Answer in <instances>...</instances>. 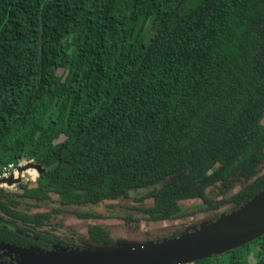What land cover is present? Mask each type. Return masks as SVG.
I'll return each instance as SVG.
<instances>
[{
	"label": "trees",
	"instance_id": "16d2710c",
	"mask_svg": "<svg viewBox=\"0 0 264 264\" xmlns=\"http://www.w3.org/2000/svg\"><path fill=\"white\" fill-rule=\"evenodd\" d=\"M19 159L44 170L0 186L18 246H82L60 232L99 201L124 213L83 245L186 232L184 199L211 210L198 225L241 206L264 189V0H0V167ZM250 251L264 233L219 254Z\"/></svg>",
	"mask_w": 264,
	"mask_h": 264
},
{
	"label": "water",
	"instance_id": "95a60500",
	"mask_svg": "<svg viewBox=\"0 0 264 264\" xmlns=\"http://www.w3.org/2000/svg\"><path fill=\"white\" fill-rule=\"evenodd\" d=\"M40 164L28 161L17 167V175L0 178V186L21 182V173ZM264 233V189L241 206L177 236L140 243L118 240L112 245L86 243L80 247L61 244L23 247L0 241V251L13 254L21 264H185L224 252Z\"/></svg>",
	"mask_w": 264,
	"mask_h": 264
},
{
	"label": "rangeland",
	"instance_id": "374dc122",
	"mask_svg": "<svg viewBox=\"0 0 264 264\" xmlns=\"http://www.w3.org/2000/svg\"><path fill=\"white\" fill-rule=\"evenodd\" d=\"M25 179L28 178L29 176H25ZM3 187H5L6 189H10V190H15L16 186H7L4 185ZM145 192V189H140V194H143ZM129 195L132 196L133 192H129ZM110 202H108L107 204H103L102 208L105 210V213H115L118 215H122L124 212L122 210V208H118L119 205L114 206H110L109 204ZM113 203H117V202H113ZM202 204V199L200 198H189V199H184L180 201V206L182 208V212H190V211H195V214L193 216V219H191L188 224H187V228L188 229H192L195 226L198 225V220L203 219L204 215L208 214L209 212H211L210 209H202L201 205ZM109 205V206H108ZM92 208H97V205H93L90 206L87 209H92ZM220 211H225L223 208L220 209ZM116 218V217H115ZM108 220H112L113 223L117 224L118 223V219H114V218H107L106 221ZM167 221H161V222H150L149 226L150 227H158V226H163L166 225ZM113 237L118 240L120 243H122L125 246H130V243L125 241L126 235L124 232L123 228H118L114 231L113 233ZM256 255V256H255ZM208 261L211 263H197V264H229L226 260V255L225 254H219L217 256H212V257H207ZM19 260L16 256H14L11 253L5 252V251H0V264H21L18 263ZM246 261L247 264H259L262 263L264 264V252H262L261 254H259V252H255V254L252 252L250 254H247L246 256Z\"/></svg>",
	"mask_w": 264,
	"mask_h": 264
},
{
	"label": "flooded vegetation",
	"instance_id": "af4514ba",
	"mask_svg": "<svg viewBox=\"0 0 264 264\" xmlns=\"http://www.w3.org/2000/svg\"><path fill=\"white\" fill-rule=\"evenodd\" d=\"M38 176L39 175H38V172H37V176L35 177L34 180L21 178V182H28V181L34 182ZM14 185H16V184H14ZM2 186H4V185H2ZM11 186H13V185H11ZM96 205H97V208H92V209L97 211L95 213V216H99V217H96V218H98L99 222L101 220L100 217H102V216H106V217L110 216L111 218L116 219L115 218L116 214H114V213L112 214V213H109V212L105 213V210L102 208L103 203L101 201H99L98 204H96ZM91 206H93V205H91ZM89 207L90 206L86 207V209L89 208ZM87 210H90V209H87ZM110 217H109V219H111ZM96 218L95 219L91 218V220H88L87 222H84L80 218H76V217H70L69 219H66L65 223L74 224V225L77 224V228L73 229V231L71 230L70 232H67L65 235L62 232H60L63 235V237H64V241L66 243L68 242V243H75V244L83 245L82 238L87 237V235H88V227L87 226H88L89 223H95L96 222ZM161 221H167V224L172 222V221H169V220H161ZM161 221H157V222H161ZM110 222H112V220H108V223H110ZM115 230H116L115 228H112L111 237H113V233H114ZM250 253H251V251L249 252V254Z\"/></svg>",
	"mask_w": 264,
	"mask_h": 264
},
{
	"label": "built area",
	"instance_id": "2783aa9c",
	"mask_svg": "<svg viewBox=\"0 0 264 264\" xmlns=\"http://www.w3.org/2000/svg\"><path fill=\"white\" fill-rule=\"evenodd\" d=\"M27 162H28V160H26V159H19L16 162H9L6 165L1 166L0 167V178L1 177H7L10 174L17 175V173H18L17 167L20 165H24ZM27 169H28V171H24L21 173V178H24L27 175V176H29L30 180H34L35 177L37 176V170L35 168H27ZM26 179H28V178H26ZM193 263L194 262H189V263H185V264H193Z\"/></svg>",
	"mask_w": 264,
	"mask_h": 264
},
{
	"label": "bare ground",
	"instance_id": "6f19581e",
	"mask_svg": "<svg viewBox=\"0 0 264 264\" xmlns=\"http://www.w3.org/2000/svg\"><path fill=\"white\" fill-rule=\"evenodd\" d=\"M25 171H28V169H27V170H25Z\"/></svg>",
	"mask_w": 264,
	"mask_h": 264
}]
</instances>
